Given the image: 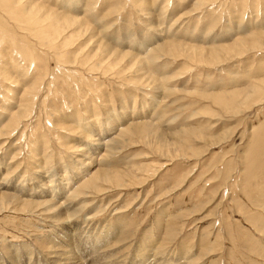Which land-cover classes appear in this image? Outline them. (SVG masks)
Wrapping results in <instances>:
<instances>
[{
	"label": "rangeland",
	"instance_id": "374dc122",
	"mask_svg": "<svg viewBox=\"0 0 264 264\" xmlns=\"http://www.w3.org/2000/svg\"><path fill=\"white\" fill-rule=\"evenodd\" d=\"M14 1L0 5V195L68 199L70 225L99 237L83 256L104 246L106 264H264V0ZM237 38L263 46L224 55ZM80 172L94 188L55 194ZM13 205L0 253L42 249L57 213Z\"/></svg>",
	"mask_w": 264,
	"mask_h": 264
},
{
	"label": "bare ground",
	"instance_id": "6f19581e",
	"mask_svg": "<svg viewBox=\"0 0 264 264\" xmlns=\"http://www.w3.org/2000/svg\"><path fill=\"white\" fill-rule=\"evenodd\" d=\"M12 3L16 4L14 0H12ZM0 5H1V0H0ZM6 7L7 6H5V8ZM67 21H68V26L73 25L74 24L73 22H75L74 19H70V18H68ZM76 22H80V21L77 20ZM262 35H264V33H262ZM161 46H163V48L157 50ZM262 46L263 44H260V43L257 44L254 42H250V40H247L246 38L245 39L237 38L231 43V45L230 44L224 45L222 47L223 48L222 52L224 53V55L230 56V54H232V52H235V50L239 47H244L247 50H253V49H258V48L260 49ZM159 47L155 49L157 52H164V53L167 52L169 54L172 51V43L170 42H165V43L163 42L161 45H159ZM182 48L192 49L193 51L198 50V52L203 54L201 55L202 58H204L206 61H209V62H217L220 59L219 55H217L216 53L214 54L213 52L207 53V51H204L205 49L203 47L187 46L186 44V45H183ZM181 52H183V50ZM187 52H189V54L191 53L190 51H187ZM123 53H124L123 55H131V53L128 51L123 52ZM132 57L130 60H132ZM138 60H142V58ZM135 65H137V63ZM151 83H154V82H151ZM250 94L251 93L249 91V95ZM89 134H90V130H88L87 134L82 133V135H85V137H87ZM98 136L101 137L100 134ZM99 145H102V144L98 142L97 146ZM109 174L111 175V173L108 172L106 175L102 177V180L104 182L106 181L110 182L114 180V176L110 177ZM72 176L71 177L68 176V179L64 183V186L62 185L58 189V191L55 193L56 195L58 196L59 194L61 195V192H63L66 188H68V184L70 183L69 181H73V182L77 181V186H76L77 188L76 191H78L77 193L82 192V190H84L86 186H89L92 188L95 187L93 181H95L96 178L94 177V175H89V177L86 176L85 178H82L83 175H81V172H80L79 173L80 177L78 175L76 177L75 176L72 177ZM4 188H7V186ZM74 191L75 190L70 191L71 197H75V194H77ZM66 192H68L67 189L65 190L64 193ZM50 193L52 194L53 191H51ZM0 196H2V194ZM63 199L64 198H61L60 200L58 199V201L56 202L52 199H47V200H42V201L40 200L39 202H36V203H30L32 201H24V200L18 199L15 195H11V196L4 195L0 197V210H4L5 208H7L8 210H11L8 207L13 204L15 206L17 205L16 207L13 205L14 206L13 211H16V212L36 211L39 208L45 207L44 208L45 211L43 213H46V214H50L53 212L57 213V215H55L51 219V221L50 220L49 221L60 225L59 227L55 229V231H53L52 233H49V236L44 241H40L41 243H38V246L35 245L36 247H42V249H38V248L33 249L30 247L27 248V247H24L23 245L12 244V243L10 245H6L2 253H0V264H106L108 262L107 258H105V255H106L105 248L106 247L104 246L96 249L89 256H83V253L86 250L88 251L89 248H91L93 245L99 244V237H96L93 234L94 229L91 232H87L90 230L88 229L90 226L86 229L84 226H83L84 228L83 227L81 228V227L75 226L74 224L73 226L70 225L71 223L70 220H71V217L73 216V213L71 212V208L69 206H66L67 202L69 203L68 199L65 198L66 200L62 201ZM101 232H104V231H101ZM87 236H89L88 237L89 243L86 244V241L88 240V239L86 240Z\"/></svg>",
	"mask_w": 264,
	"mask_h": 264
}]
</instances>
